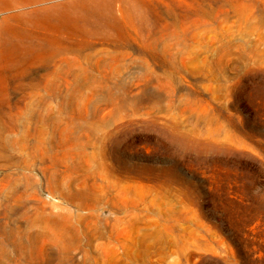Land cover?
Here are the masks:
<instances>
[{
    "label": "rangeland",
    "instance_id": "obj_1",
    "mask_svg": "<svg viewBox=\"0 0 264 264\" xmlns=\"http://www.w3.org/2000/svg\"><path fill=\"white\" fill-rule=\"evenodd\" d=\"M138 1L171 8L174 18L153 12V32L123 24L129 46L84 34L76 39L92 47L50 62L29 53L17 65L10 59L19 51L0 49V181L18 177L22 156L37 155L22 138L32 149L41 136L60 148L90 142L87 151L114 165L98 180L110 201L78 221L72 213L84 210L45 183L36 161L30 171L44 185L26 192L29 215L38 211L34 195L50 204L49 193L66 209L44 212L68 218L64 236L53 229L32 250L19 230L44 225L23 220L19 229V213L6 216L15 196L0 186V262L264 264V0ZM98 217L114 225L89 224Z\"/></svg>",
    "mask_w": 264,
    "mask_h": 264
},
{
    "label": "bare ground",
    "instance_id": "obj_2",
    "mask_svg": "<svg viewBox=\"0 0 264 264\" xmlns=\"http://www.w3.org/2000/svg\"><path fill=\"white\" fill-rule=\"evenodd\" d=\"M153 12L158 15H166L168 18H174L171 8L160 12L155 6L143 5L138 0H0V49L5 45L12 49L9 53L19 51L16 59H10L11 62L18 65L29 60V58L32 60L29 53L40 55L43 62H50L56 55L61 54L62 50H81L85 47H92L93 44L90 41L76 39L84 34L97 39V41L100 39L112 45L129 46L130 41L123 38L124 26L127 27L128 31L153 32L154 27L151 20ZM207 24L209 23L205 21L199 23V25ZM158 43L159 40H154L151 45ZM25 54L27 55L25 56ZM115 118L111 116L108 120L112 121ZM103 121L105 123L107 119H103ZM123 139L125 140V137ZM22 141L21 146L23 148H30L37 155L34 157V154H30L29 158H23L22 156L21 165H19L22 170H20L19 175L17 174L18 177L14 178L16 172H13V176L7 175L0 181V186L2 187L1 190H8L15 196L14 204L10 207L11 212L7 213L6 216L11 218L15 213H19L17 218L19 229L23 225V220H26V224L32 229L38 223L44 225L43 229L39 231L28 230L24 232L19 230V240L25 234L27 235V244L20 241L22 248H31L32 250L39 239L52 240L54 235L50 231L53 229L58 230V233L64 236L65 232L62 230L65 226L63 224L64 218H68L63 213L58 215L61 217L60 221L52 211L44 212L47 207L50 209H66V206L61 204L54 194L49 193L46 194V197L51 201L50 204L42 202L40 198L34 195L33 199L38 211L33 215H29L27 208L30 203L26 192L32 188L31 192L37 194L39 186L44 185L41 184L43 179L40 180L37 174L34 175L30 171L36 161L38 160L41 163L39 165L45 175V183L52 188L61 189L60 192L63 196L72 200L75 204L77 203L79 208L84 210L82 212L77 210L76 214L72 213V216L78 221L88 220L91 216V219H93L95 212L91 210H96L100 207V204L105 206L110 201V198L107 199L104 196L109 185L104 184V182L99 184L98 180L103 179L104 174L113 172L114 165L107 166L102 162L100 163L97 149L87 151L86 145L90 142L81 143L76 139L72 142L73 145L71 146L73 148L71 146L60 148L53 136L45 138L41 136L36 142V147L32 149L29 147L27 139L22 138ZM130 144H133V142ZM69 158H73L71 163L68 162ZM62 162L68 163L64 170L60 168ZM113 204L118 209L126 208L117 202H113ZM89 224L101 227L114 225L110 219L99 217L90 220ZM3 232L4 241H13L11 240V232ZM17 246V251H19V242ZM0 253L5 255L6 250L2 249ZM31 254L33 253L31 252ZM30 258L32 260L33 256ZM3 262H0V264H8Z\"/></svg>",
    "mask_w": 264,
    "mask_h": 264
}]
</instances>
